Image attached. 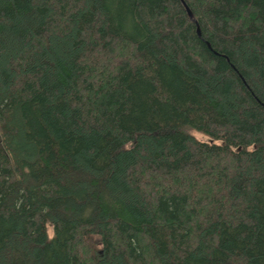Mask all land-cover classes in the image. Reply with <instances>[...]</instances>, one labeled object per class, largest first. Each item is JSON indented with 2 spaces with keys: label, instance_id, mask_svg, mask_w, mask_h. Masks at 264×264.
Listing matches in <instances>:
<instances>
[{
  "label": "trees",
  "instance_id": "16d2710c",
  "mask_svg": "<svg viewBox=\"0 0 264 264\" xmlns=\"http://www.w3.org/2000/svg\"><path fill=\"white\" fill-rule=\"evenodd\" d=\"M0 264H264V0H0Z\"/></svg>",
  "mask_w": 264,
  "mask_h": 264
},
{
  "label": "rangeland",
  "instance_id": "374dc122",
  "mask_svg": "<svg viewBox=\"0 0 264 264\" xmlns=\"http://www.w3.org/2000/svg\"><path fill=\"white\" fill-rule=\"evenodd\" d=\"M193 134V136L195 137V138H197V140H200V141H205V142H208L209 141V139L208 138H205L204 136H202V135H200V134H196V133H192ZM48 234L49 235H52V227L51 226H48Z\"/></svg>",
  "mask_w": 264,
  "mask_h": 264
},
{
  "label": "water",
  "instance_id": "95a60500",
  "mask_svg": "<svg viewBox=\"0 0 264 264\" xmlns=\"http://www.w3.org/2000/svg\"><path fill=\"white\" fill-rule=\"evenodd\" d=\"M185 9H186V12L187 13H189V11H188V9L185 7ZM190 14V13H189ZM196 33H197V35L199 36V32H198V30L196 31Z\"/></svg>",
  "mask_w": 264,
  "mask_h": 264
}]
</instances>
